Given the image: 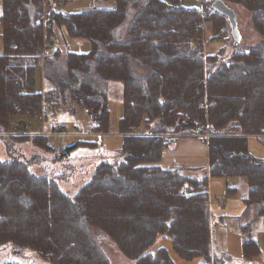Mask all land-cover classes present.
I'll list each match as a JSON object with an SVG mask.
<instances>
[{
	"label": "trees",
	"instance_id": "16d2710c",
	"mask_svg": "<svg viewBox=\"0 0 264 264\" xmlns=\"http://www.w3.org/2000/svg\"><path fill=\"white\" fill-rule=\"evenodd\" d=\"M73 1L79 0H3L0 140L5 150L27 142L52 152L51 135L29 126L77 108L91 119L89 133H109L114 82L122 86L120 150L101 159L72 197L23 158L0 159V249L11 246L0 264H22L13 257L24 250L46 264H110L104 236L134 264H178L165 242L184 262L227 264L211 255L207 181L245 178V207L254 204L264 216V159L248 145L255 138L264 146V0H221L252 13L262 41L250 47L228 46V18L209 0L201 7H186L187 0H91L99 6L56 10ZM204 22L213 26L209 40L223 41L212 52L204 50ZM56 29L88 40L91 49L54 46ZM41 68L43 92L36 88ZM18 121L23 130H13ZM209 130L208 139L198 137L207 148L205 176L159 166L175 139ZM97 145L77 140L66 150ZM241 247L247 260L260 254L252 238Z\"/></svg>",
	"mask_w": 264,
	"mask_h": 264
},
{
	"label": "rangeland",
	"instance_id": "374dc122",
	"mask_svg": "<svg viewBox=\"0 0 264 264\" xmlns=\"http://www.w3.org/2000/svg\"><path fill=\"white\" fill-rule=\"evenodd\" d=\"M204 3H206V0H187L184 4L186 7H201ZM2 4L3 0H0V12ZM208 4L210 3L208 2ZM95 6L98 7L99 5L91 0H79L63 4L56 10L63 13H74ZM227 6L235 11L237 29L241 36V45L245 47L259 45L262 41V36L251 24L252 13L241 6L228 4ZM1 33L2 31L0 29V52L2 51ZM212 33V23L204 22L202 34L204 49L214 48L212 50H217L223 43L222 40H215V38L209 40L211 37L210 34ZM55 35L56 39L54 46L59 47L63 51L85 52L91 49L88 40L67 37L63 34V30L56 29ZM232 42L233 37L229 30L226 43L231 47L233 46ZM45 51L48 52L46 48ZM45 51L41 54L42 57L46 54ZM133 66L135 71H139L138 73L145 72L140 68V65L134 63ZM42 78L43 69L41 68V70L38 71V77L36 78V88L40 91H42L43 86ZM44 79L45 78H43V82L45 81ZM109 84L107 96L108 107L111 113V131L109 133L102 135L89 133L88 128L91 124V119L85 111L77 108L73 116H67V111L62 116L51 119L48 123L41 119L40 123L34 122L32 126H29V128L31 127L30 130L35 133H38L39 130H44V132L51 135L52 146L55 148L52 152L41 151L27 142L16 143L8 150H5L2 141L0 140V159L9 160L21 157L30 163L29 167L33 173L39 176L54 178L67 195L70 197L74 196L78 189L89 179L94 166L104 157L111 158L118 155L120 150L121 135L117 133L116 128L119 116L122 113V86L120 83L114 82ZM46 86L45 82V88ZM64 117L66 119V124H64L66 128L63 127L60 121ZM21 125H23V121H18L14 124L13 130L18 127H21L23 130L24 125ZM59 127H61V131L58 130ZM74 127L76 131L74 130ZM181 137L198 138L199 135H181L179 138ZM208 138L209 137L205 139ZM77 140L96 142L98 145L95 147H75L66 150L67 147L72 146ZM178 142L179 140L175 139L170 146V150L176 148ZM248 145L250 152L253 155L257 158L264 159V146L260 145L255 138H250ZM185 174L191 177L200 178L204 176V169L197 167ZM208 188L211 207L213 209H220L222 215H225L223 221H221L219 220L221 213L211 212L210 227L213 258L222 260L228 264H245L240 255V241L244 238H252L261 246L262 254L259 258L250 260L248 264H264V217L256 215V205L246 208L243 204V199L247 196L248 191L246 179L243 177L212 178L209 179ZM233 188L237 191V194L234 196L228 194V190ZM219 202L222 204L219 205ZM246 224L249 225V227L243 229L242 226ZM104 239L108 248L104 246L103 250L108 257L110 264H134V261L121 254L112 241L105 236ZM160 244H162V242H160ZM164 246L178 264H194L191 262H184L176 257L172 253L169 242H165ZM10 250V245L0 249V262L10 258ZM24 255L26 257L31 256V258H26ZM13 259L22 264H46L36 254H30L28 250H24L23 255L20 253V255L14 256Z\"/></svg>",
	"mask_w": 264,
	"mask_h": 264
},
{
	"label": "crops",
	"instance_id": "0c3cea01",
	"mask_svg": "<svg viewBox=\"0 0 264 264\" xmlns=\"http://www.w3.org/2000/svg\"><path fill=\"white\" fill-rule=\"evenodd\" d=\"M50 49H51V47H50ZM212 49H214V48H209V49H204V50L206 52L215 51V50H212ZM42 84H43L42 91H44V89H45V81L43 82V78H42ZM67 116H73V115L67 113ZM121 116H122V113L120 114L119 118ZM61 122H64V123L66 122L65 117L61 120ZM32 133H35V132L32 131ZM177 139L179 140V142L176 145V148H174L172 150H170V148H169L164 153L163 158L159 162V166L162 169H164V170L165 169H173L175 167H180L184 173L189 172V171H191L193 169H196L197 167H201V168L204 169V176H205L208 173V167H209L208 166V163H207V148H206L205 144L199 138H191V137H189V138H182L181 137V138H177ZM209 179H212V178H210V177L208 178V181H207L208 184H209ZM208 191H209V188H208ZM247 193H248V191H247ZM228 194L234 196V195L237 194V191H236L235 188H234V190L233 189H229L228 190ZM221 204L222 203L219 202V205H221ZM243 204H244V202H243ZM244 206H245V204H244ZM211 212L221 213L222 211L220 209H216V208L213 209L211 207V205H210V202H209V220H210ZM256 215L259 216L258 215V209L256 211ZM224 217H225V215H222V213H221V215L219 217V220L223 221V218ZM260 217H264V216H260ZM247 227H249V225H247V224L244 225V226H242L243 229H246ZM210 235H211V227H210ZM244 239H247V238H244ZM253 240L257 244L258 248L260 249V254H259V256H260L262 254L261 246L259 245V243L255 239H253ZM242 242H243V240L241 239V241H240V249H241L240 255L243 258L244 263L245 264H248V262L250 260H253L254 258L247 260V259H245L243 257V255H242V247H241ZM210 249H211V241H210ZM211 255H212V250H211ZM259 256L255 257V259L259 258ZM212 257H213V255H212Z\"/></svg>",
	"mask_w": 264,
	"mask_h": 264
},
{
	"label": "water",
	"instance_id": "95a60500",
	"mask_svg": "<svg viewBox=\"0 0 264 264\" xmlns=\"http://www.w3.org/2000/svg\"><path fill=\"white\" fill-rule=\"evenodd\" d=\"M209 1L211 2L214 10L227 16L230 24L231 34L233 37L234 44H239L241 41V36L237 29L235 12L231 8L226 6L221 0H209Z\"/></svg>",
	"mask_w": 264,
	"mask_h": 264
},
{
	"label": "built area",
	"instance_id": "2783aa9c",
	"mask_svg": "<svg viewBox=\"0 0 264 264\" xmlns=\"http://www.w3.org/2000/svg\"><path fill=\"white\" fill-rule=\"evenodd\" d=\"M206 12H207V11H206ZM49 48H50V47L48 46V47H47V50H49ZM58 130L61 131V127H59ZM61 133H62V132H61ZM61 133H59V134H61ZM63 134H64V133H63ZM211 134H212V132L209 130V131H203V132L199 133L198 135L203 136L204 138H207V137H210Z\"/></svg>",
	"mask_w": 264,
	"mask_h": 264
}]
</instances>
